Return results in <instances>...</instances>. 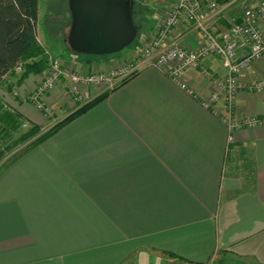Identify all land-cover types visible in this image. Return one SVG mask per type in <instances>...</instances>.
<instances>
[{
    "label": "crops",
    "instance_id": "crops-1",
    "mask_svg": "<svg viewBox=\"0 0 264 264\" xmlns=\"http://www.w3.org/2000/svg\"><path fill=\"white\" fill-rule=\"evenodd\" d=\"M262 1L224 3L214 30L226 31ZM171 2L158 9L142 43L156 33ZM58 9L68 13L69 36V0H39V19L60 20L53 14ZM37 34L46 48L39 23ZM171 39L194 49L201 34L184 22ZM137 48L117 60L84 64L55 57L91 71L107 69ZM204 67L225 76L219 58L203 60L186 70L190 94L148 66L8 164L0 175V264H264V124L237 130L228 142L220 115L202 104L215 88ZM263 76L261 60L241 80L252 84ZM41 77L30 75L21 90H33ZM66 82L62 78L44 97L59 115L56 122L80 106ZM99 91L87 88L86 101ZM13 105L39 124L31 106ZM234 108L238 117L264 114V91L239 90Z\"/></svg>",
    "mask_w": 264,
    "mask_h": 264
},
{
    "label": "built area",
    "instance_id": "built-area-1",
    "mask_svg": "<svg viewBox=\"0 0 264 264\" xmlns=\"http://www.w3.org/2000/svg\"><path fill=\"white\" fill-rule=\"evenodd\" d=\"M222 5V0H172L156 33L144 41L131 57L107 69L83 71L67 67L46 50L49 56L47 70L37 86L22 94L21 98L33 104L44 116L52 117L54 111L44 97L62 78L67 80L68 96L81 106L87 102V88L95 86L101 90L99 92L112 90L148 66L162 70L180 88L193 94L185 81L186 70L199 67L203 60L215 56L221 60L225 76L217 77L208 68L202 69L215 84L209 96L202 99V104L220 115L228 129V142H233L235 131L264 124V114L238 117L234 111L239 90L264 91V76L252 84L241 80L247 68L264 60V1L246 8L241 21H234L226 31L217 33L213 25L221 15ZM184 22L192 23L201 34L200 43L194 49L171 39L173 30ZM37 39L39 41L38 35ZM15 70L22 71V64ZM14 94L21 95L18 90H14ZM220 105L222 107L219 108Z\"/></svg>",
    "mask_w": 264,
    "mask_h": 264
},
{
    "label": "trees",
    "instance_id": "trees-1",
    "mask_svg": "<svg viewBox=\"0 0 264 264\" xmlns=\"http://www.w3.org/2000/svg\"><path fill=\"white\" fill-rule=\"evenodd\" d=\"M228 1L222 0V4ZM38 8L39 0H0V88L9 75L16 74L15 68L19 64L23 66L19 84L32 74H43L48 68V53L37 39ZM108 94L109 91H105L97 95L46 131L34 123L18 137L14 133L25 120L24 115L7 109L0 97V142L9 141L0 149V159L24 144L23 151L39 146L63 126L102 102Z\"/></svg>",
    "mask_w": 264,
    "mask_h": 264
},
{
    "label": "rangeland",
    "instance_id": "rangeland-1",
    "mask_svg": "<svg viewBox=\"0 0 264 264\" xmlns=\"http://www.w3.org/2000/svg\"><path fill=\"white\" fill-rule=\"evenodd\" d=\"M46 1L47 0H42V4L44 5ZM133 1L135 3V7L133 10V17H134L135 24L138 27V35L136 39L133 41V43L127 46L126 48H124L123 50L116 52V53L107 54V55H91V54H82V53L73 52L71 48L69 47V45L66 43L68 35L65 33L64 22L67 20L64 17L68 16V13L65 11H61L62 9H58L57 10L58 12L56 13L52 12L53 14H57L61 16L60 20H57V19L51 20L49 18H44V17L39 19V30L41 32V37L45 43L46 48H48L49 51H51L52 55L54 56H57L63 59L72 57L75 60H77V62L82 63V64L87 63L86 62L87 60H95L97 58H107V59H112V60L123 58L129 52L137 48L142 43L143 39L148 34L149 29L152 26H154L157 22L158 9L161 6H163L167 0H133ZM58 2H60V0H51V4L58 3ZM52 6L53 5H49L50 9ZM52 8L55 9L57 7H52ZM52 13H50L49 16L53 15ZM21 73L22 71L16 72L15 75H9L6 78L5 84H3V86L0 88L1 100L3 101L4 106L10 110L16 109V106L13 105V102L17 106H20L22 104L31 106V108L35 110L38 114L39 120L37 122L41 126L42 130L46 131L53 124H55V122L59 118V115L54 113L52 117H46L41 111L37 110L33 104L25 103L23 101V99L21 98L22 94L31 91L32 88H30L29 86L28 89H26V91L21 90L22 89L20 87L21 83L20 84L18 83V80L21 77ZM14 90H18L21 93V95L19 96L15 95ZM42 117L45 119V123H42L43 121L41 122L40 119H42ZM28 118L22 121L19 129L14 133L15 137H18L20 134H22L23 132H25L31 127L32 124ZM8 142H9L8 140H4L0 142V149ZM25 145L26 144L18 147L17 149L8 153L7 155H5V157L0 159V175L8 164L9 165L12 164L15 160L21 157L22 154L23 155L27 154L28 151L31 150L30 149V150L23 151V149L25 148Z\"/></svg>",
    "mask_w": 264,
    "mask_h": 264
},
{
    "label": "water",
    "instance_id": "water-1",
    "mask_svg": "<svg viewBox=\"0 0 264 264\" xmlns=\"http://www.w3.org/2000/svg\"><path fill=\"white\" fill-rule=\"evenodd\" d=\"M133 0H69L68 45L75 53L107 55L131 45L138 35Z\"/></svg>",
    "mask_w": 264,
    "mask_h": 264
}]
</instances>
